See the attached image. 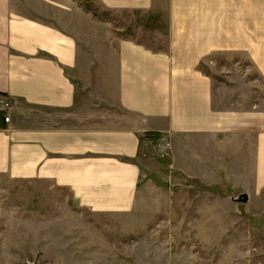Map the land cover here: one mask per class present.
I'll return each mask as SVG.
<instances>
[{"label":"crops","instance_id":"crops-1","mask_svg":"<svg viewBox=\"0 0 264 264\" xmlns=\"http://www.w3.org/2000/svg\"><path fill=\"white\" fill-rule=\"evenodd\" d=\"M91 1L162 12L167 47L116 33L82 0H0V173L66 190L92 212L129 211L159 164L146 133L176 151L229 130L252 144L263 190L264 0ZM218 54L235 58L222 90L208 72Z\"/></svg>","mask_w":264,"mask_h":264},{"label":"rangeland","instance_id":"rangeland-1","mask_svg":"<svg viewBox=\"0 0 264 264\" xmlns=\"http://www.w3.org/2000/svg\"><path fill=\"white\" fill-rule=\"evenodd\" d=\"M82 3L108 19L116 33L167 47L162 12ZM208 58V72L221 90L232 85L235 58ZM247 78L257 79L254 72ZM222 99L221 108H235ZM225 131L207 138L204 149L192 136L176 151L170 139L145 134L159 164L141 176L146 185L129 211L92 212L77 206L66 190L59 199L40 181L0 173V264H264V189L253 184V147L249 143L245 150ZM241 192L244 202L236 200Z\"/></svg>","mask_w":264,"mask_h":264},{"label":"built area","instance_id":"built-area-1","mask_svg":"<svg viewBox=\"0 0 264 264\" xmlns=\"http://www.w3.org/2000/svg\"><path fill=\"white\" fill-rule=\"evenodd\" d=\"M2 105H3V109L4 110H8V108L10 107V102L9 101H6V100H3L2 101ZM9 117L8 115H4L3 116V120L6 122L8 121ZM166 147H163L162 149H165Z\"/></svg>","mask_w":264,"mask_h":264},{"label":"water","instance_id":"water-1","mask_svg":"<svg viewBox=\"0 0 264 264\" xmlns=\"http://www.w3.org/2000/svg\"><path fill=\"white\" fill-rule=\"evenodd\" d=\"M237 201L244 202L247 200V195L245 192H241L239 196L236 198Z\"/></svg>","mask_w":264,"mask_h":264},{"label":"trees","instance_id":"trees-1","mask_svg":"<svg viewBox=\"0 0 264 264\" xmlns=\"http://www.w3.org/2000/svg\"><path fill=\"white\" fill-rule=\"evenodd\" d=\"M146 135L149 136V137H152L154 139L158 138V134H156V133H146Z\"/></svg>","mask_w":264,"mask_h":264}]
</instances>
